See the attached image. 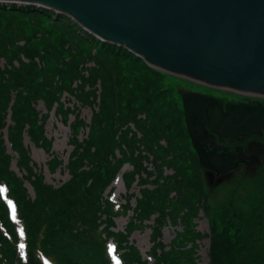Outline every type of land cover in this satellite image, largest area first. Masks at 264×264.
Masks as SVG:
<instances>
[{
	"label": "trees",
	"instance_id": "1",
	"mask_svg": "<svg viewBox=\"0 0 264 264\" xmlns=\"http://www.w3.org/2000/svg\"><path fill=\"white\" fill-rule=\"evenodd\" d=\"M165 76L62 13L0 2V264H198L200 210L210 218L209 264H264V181L244 207L230 202L221 216L212 212L179 89L164 85ZM64 92L91 108L89 125ZM51 111L64 123L74 117L65 165L45 134ZM25 133L51 153L50 171L67 169L66 182L44 180ZM125 164L124 186L136 183L139 196L129 191L115 202L114 188L105 192ZM118 217L127 223L115 231ZM169 225L181 229L164 244ZM142 228L150 229L146 258L129 239Z\"/></svg>",
	"mask_w": 264,
	"mask_h": 264
},
{
	"label": "water",
	"instance_id": "2",
	"mask_svg": "<svg viewBox=\"0 0 264 264\" xmlns=\"http://www.w3.org/2000/svg\"><path fill=\"white\" fill-rule=\"evenodd\" d=\"M44 7L71 18L101 41L148 66L209 87L264 95V0H0ZM184 120L200 167L215 176L236 170L237 154L207 150L204 123L220 138L264 128V106L181 92Z\"/></svg>",
	"mask_w": 264,
	"mask_h": 264
},
{
	"label": "rangeland",
	"instance_id": "3",
	"mask_svg": "<svg viewBox=\"0 0 264 264\" xmlns=\"http://www.w3.org/2000/svg\"><path fill=\"white\" fill-rule=\"evenodd\" d=\"M3 63V62H2ZM17 65V63H16ZM91 65V64H87ZM164 85H172V91H177L180 88H195V89H203V90H214L213 88L203 85L201 83L192 81L190 79L176 76L173 74L166 73L164 78ZM62 100L68 105H74L78 107L80 111L81 117L85 120V122L89 125L90 118L92 115V110L88 106H82L79 108L78 104L75 100L67 95V93L62 94ZM36 109L41 113H45L46 109L41 101H39L36 105ZM73 116L70 115L67 123H64L58 114L51 111L49 118L45 123V134L46 136L52 140V152L55 154L61 161H63L64 165L68 161L69 154L71 152V130L69 128V122L73 120ZM88 133V129L84 131L83 134L79 135L81 138L82 135L86 136ZM23 138V142L25 146L29 150V155L31 161L34 165L41 169V174L43 175L44 180L54 186L58 187L62 183L66 182L69 179V174L67 169L63 167L56 168L54 172L50 171L47 167V162L50 159V154L45 152L41 147L34 145L27 134L25 133ZM5 139L6 132H5ZM7 148L10 151V146L7 143ZM248 153L261 155L263 152V146L260 143L252 142L248 145ZM247 153V150H246ZM131 170V166L129 164L123 165L116 179L111 183L105 193H108L110 187L114 188L110 199L115 202L121 201L124 196L129 194V191L133 192L137 196H139V187L136 183H134L133 187L128 191L124 186L123 180L121 178L122 173L128 172ZM241 171V172H240ZM240 172V173H239ZM166 174L172 173V169H165ZM238 178V179H237ZM205 184L208 193V206L212 210V212H217L219 216L222 215V212L227 209L228 203L233 204V208L244 207L246 201L252 195L260 194L261 190V182L264 181V169L260 171L257 168V164H249L242 170L237 172H229L228 174L222 176H215L213 174L204 173ZM150 186V185H149ZM30 194L33 196L32 189L27 185ZM151 187V186H150ZM131 204L135 205V200H131ZM234 208V209H235ZM197 230L204 234L205 236L199 241L198 254L200 256V260L198 264H209V222L210 218L200 210L198 217L196 218ZM127 220L125 217H118L115 219V227L113 230H123ZM181 227H172L171 225L165 227L162 231V241L164 244H169L172 238L175 236V231L180 230ZM132 242L135 243L136 247L141 251L144 258H146V252L151 247L150 241V229H138L135 230L130 238ZM116 244L111 240L108 242L107 247L110 255H113L114 248ZM151 263V261H149ZM119 262H115L118 264Z\"/></svg>",
	"mask_w": 264,
	"mask_h": 264
},
{
	"label": "flooded vegetation",
	"instance_id": "4",
	"mask_svg": "<svg viewBox=\"0 0 264 264\" xmlns=\"http://www.w3.org/2000/svg\"><path fill=\"white\" fill-rule=\"evenodd\" d=\"M211 88H213L214 90L207 91L203 89L184 87L179 89V95L181 92H194L197 94L212 96L217 98L220 102H222L224 107L227 103H234V104L241 103V104H250V105L260 103L262 106H264V95L242 94V93L215 88V87H211ZM179 101L181 108L183 109V102L181 100V97H179ZM204 128L207 130V136L203 140V142L206 145L207 150L215 149L217 152L227 150L237 154V156L242 158L244 162L241 163L236 170H234L235 172L242 170L249 164H257V168L260 171L264 169V128H262L258 133L252 134L250 136H238L232 140H230L229 138H220L217 134H213L209 130L207 122L204 123ZM252 142L260 143L263 146V152L261 153V155L248 153V149H247L248 145L249 143Z\"/></svg>",
	"mask_w": 264,
	"mask_h": 264
},
{
	"label": "bare ground",
	"instance_id": "5",
	"mask_svg": "<svg viewBox=\"0 0 264 264\" xmlns=\"http://www.w3.org/2000/svg\"><path fill=\"white\" fill-rule=\"evenodd\" d=\"M179 97H180V95H179Z\"/></svg>",
	"mask_w": 264,
	"mask_h": 264
}]
</instances>
